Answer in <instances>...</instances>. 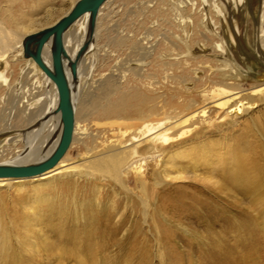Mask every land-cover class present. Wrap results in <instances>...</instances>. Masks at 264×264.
Returning <instances> with one entry per match:
<instances>
[{
    "label": "bare ground",
    "instance_id": "bare-ground-1",
    "mask_svg": "<svg viewBox=\"0 0 264 264\" xmlns=\"http://www.w3.org/2000/svg\"><path fill=\"white\" fill-rule=\"evenodd\" d=\"M67 1L71 2L65 13L52 25L75 4L73 0ZM109 1L100 5L93 20L86 12L62 35L67 53L62 59L63 70L74 111L66 151L53 167L40 174L0 176V188L19 187L23 180L43 179L56 172L72 183L106 182L117 185L125 198L138 199L144 219L149 211L148 197L155 205L173 202L179 186L187 183L184 186L191 187V180L201 182L202 188L197 190L202 194L207 189L213 195L227 197L226 186L214 179L212 173L219 164L231 163L235 169L239 159L222 154V148L228 151L229 145L216 144L214 150L211 147L216 141L211 139L207 146L202 139L211 133L208 132L215 122L236 127L240 119L254 122L252 113L264 105V0L260 1L252 24L246 18L249 0H159L162 4L149 12L154 20L147 31L130 25L116 28L112 34L104 29L102 37L123 58L120 62L112 59L108 66L112 71L108 74H92L90 70L91 81L86 80L85 84L84 57L94 46L95 30ZM11 5L0 7V134L7 133L18 143L20 131L23 145L17 154L0 157V165H28L50 156L60 140L62 122L54 83L33 58L23 55L25 37L51 24L35 29L32 19L22 21L18 16L19 3L12 9ZM19 11L22 14V9ZM52 46L50 37L41 50L42 60L49 68ZM23 58L34 74L28 75L30 70L26 67L21 69L19 61ZM83 83L87 88L81 93ZM73 147L77 154L70 156ZM42 148L47 149L39 154ZM199 157L205 161L194 159ZM150 164L154 166L148 174L152 183L145 192L139 186L145 184ZM198 166H203L206 176L195 174ZM188 169L193 174L188 175ZM44 195L35 197L38 210L44 207ZM190 195L196 198L199 208L208 209L203 200ZM16 199L19 201V197ZM189 205L181 203L177 208L180 211ZM191 208L192 218H197L201 210ZM58 211L54 212L60 216ZM122 215L113 200L110 210L103 214L102 225L95 226V232L103 230L107 234L104 238H112L111 247L120 246L115 240L118 235L127 238L126 233L131 231L126 227L128 219ZM17 217L13 215L10 220L16 222ZM214 217L205 216L202 222L209 226ZM40 218L37 214L36 219ZM221 227L223 231L225 224ZM106 247L105 243L101 248Z\"/></svg>",
    "mask_w": 264,
    "mask_h": 264
},
{
    "label": "rangeland",
    "instance_id": "rangeland-1",
    "mask_svg": "<svg viewBox=\"0 0 264 264\" xmlns=\"http://www.w3.org/2000/svg\"><path fill=\"white\" fill-rule=\"evenodd\" d=\"M260 1L249 0L250 7L248 6L246 15L249 24H252L253 18L258 14ZM70 2L0 0V7L3 4H12V9L19 3L18 16L22 21H26L27 18L32 19L35 29H38L53 23L63 15ZM123 2L124 0H110L103 11L104 14L95 30L94 46L85 55L83 61V66L86 67L83 72L85 84L91 81L90 70L92 74L96 72L108 74L112 71L108 67L112 59L120 62L123 58L122 55L118 56L102 37L104 29L111 31L112 34L116 28L121 29L130 25L141 27L142 32L147 31L146 28L152 25L154 20V16L149 12L162 4L159 0ZM21 9L22 14L19 11ZM37 25L39 26L36 28ZM19 63L21 69L26 67L30 70L28 75L35 73L25 58ZM117 72L119 70L115 73ZM19 80L21 78L18 79V83ZM84 83L81 93L87 88ZM217 114L220 115L221 111L218 110ZM252 119L254 122H244L240 119L237 127L215 122L214 127L208 132L211 133H206V138L202 139L207 146L210 145L211 139L217 142L213 143L211 149H214L216 144L229 145L228 151L222 148V154L239 159L235 169L231 163L219 164L212 173L214 179L226 186L227 192L226 190L225 192L229 193L227 197L222 194L213 195L207 189H204L205 193L202 194L197 190L202 188L201 182L191 180V187H185L187 183L179 186V191L173 195V202L155 205L148 197L149 211L144 219L138 199L125 198L117 185L106 182L90 184V181L86 183L81 180L72 183L70 178L59 177L56 172L43 179L23 180L22 183H18L19 187L0 188V264H264L263 104L254 110ZM10 136L7 133L0 134V157L3 159L5 156L17 154V150L23 145L20 131H18V143ZM46 149H40L39 154L45 153ZM76 154V147H73L70 156ZM40 157L41 155L38 159ZM194 159L205 161L200 157ZM2 161L0 158V162ZM153 168L151 164L148 166L146 185L139 186V189L144 188L145 192L152 183L148 174ZM187 174H193L192 170L188 169ZM195 174L206 176L203 166H198ZM41 194H45L42 205L49 206L38 210L35 197ZM189 194L195 195L198 200H203L204 204L208 205V209L199 208L200 204L196 202V198L189 197ZM18 197L19 201L16 199ZM113 200L123 213L122 217L128 219L126 227H130L131 230L126 233L129 234L127 238L122 234L115 238L117 243H120V246L115 247L110 246L112 238H104L107 234L103 230L98 232L94 230L96 225H102L103 214L110 210ZM181 203H188L190 207L179 211L177 207ZM191 207L201 210L197 218H192ZM32 209H36L37 212ZM53 210H59L60 216ZM211 212L215 219H210L209 226H205L202 220L205 216L212 217ZM37 214L41 215L40 219H36ZM13 215H18L16 222L10 220ZM224 224L225 228L222 231L221 226ZM105 243L108 247L101 248Z\"/></svg>",
    "mask_w": 264,
    "mask_h": 264
},
{
    "label": "water",
    "instance_id": "water-1",
    "mask_svg": "<svg viewBox=\"0 0 264 264\" xmlns=\"http://www.w3.org/2000/svg\"><path fill=\"white\" fill-rule=\"evenodd\" d=\"M105 0H77L70 10L56 23L29 34L23 41L24 57H31L36 64L54 83L58 94V110L62 122L60 140L53 152L45 160L28 165H0V176L29 177L40 174L53 167L66 151L72 136L74 111L71 102L70 86L63 70V58L67 56L63 47L62 35L68 26L86 12L91 14L92 20L98 8ZM52 37L51 50L52 68H49L41 57L44 43ZM32 45L34 46L32 50ZM75 71V63L71 66Z\"/></svg>",
    "mask_w": 264,
    "mask_h": 264
}]
</instances>
